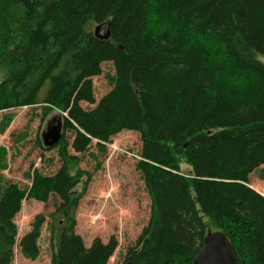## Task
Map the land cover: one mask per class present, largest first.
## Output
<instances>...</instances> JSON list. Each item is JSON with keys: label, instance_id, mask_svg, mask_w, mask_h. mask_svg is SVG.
Segmentation results:
<instances>
[{"label": "trees", "instance_id": "16d2710c", "mask_svg": "<svg viewBox=\"0 0 264 264\" xmlns=\"http://www.w3.org/2000/svg\"><path fill=\"white\" fill-rule=\"evenodd\" d=\"M260 57L264 0H0V113L37 105L45 115L67 113L72 148L81 152L91 139L140 134L137 170L151 216L124 264H193L210 228L226 235L238 264H264V196L250 185L254 173L264 181ZM105 63L115 69L113 88L84 110L81 102L96 104L92 78ZM11 122L2 117L1 134ZM61 156L59 171L36 175L29 191L0 187V264L14 260L25 198L59 200L50 216L51 264H107L117 250L115 237L87 247L76 233L85 173L70 171L77 159L67 147ZM6 168L0 148V172ZM45 221L37 216L20 240L26 259L40 256Z\"/></svg>", "mask_w": 264, "mask_h": 264}, {"label": "rangeland", "instance_id": "374dc122", "mask_svg": "<svg viewBox=\"0 0 264 264\" xmlns=\"http://www.w3.org/2000/svg\"><path fill=\"white\" fill-rule=\"evenodd\" d=\"M96 28H94L95 30ZM264 64V57H260ZM102 75L93 77L95 105L81 102L84 110L94 109L100 100L113 88L111 80L115 75L112 63H105ZM5 73L0 70V83ZM49 83L42 88L39 100L47 95ZM45 105L18 107L0 113L9 116L12 122L5 133H0V148L6 151L7 168L0 172V187L14 184L20 189L33 187L36 175L45 178L54 176L63 165L61 150L67 147L70 156L77 159L71 164L74 174L80 169L84 172L81 184L76 188L86 193L76 213V233L87 247L95 238L107 244L112 237L118 241V248L107 264H124L128 249L147 227L151 216V200L145 188L142 176L137 170L141 160L142 141L140 134L134 131H122L104 143L91 139L86 151L72 148L76 132L65 128L68 114L56 108L44 114ZM47 108V107H46ZM61 126L62 141L54 147H46L44 135L49 128ZM182 173L191 175V167L182 162ZM251 188L264 196V181L254 173L250 176ZM59 200L50 197L48 202L25 198L15 218L18 226L17 244L12 264H51L54 246L52 245L50 216L56 210ZM46 218L38 241L40 256L29 260L22 256L18 246L20 240L32 230L37 216ZM210 232H215L213 229Z\"/></svg>", "mask_w": 264, "mask_h": 264}, {"label": "water", "instance_id": "95a60500", "mask_svg": "<svg viewBox=\"0 0 264 264\" xmlns=\"http://www.w3.org/2000/svg\"><path fill=\"white\" fill-rule=\"evenodd\" d=\"M62 138L61 126L50 128L44 135L46 147L56 146ZM193 264H238L233 247L221 231L208 232Z\"/></svg>", "mask_w": 264, "mask_h": 264}, {"label": "flooded vegetation", "instance_id": "af4514ba", "mask_svg": "<svg viewBox=\"0 0 264 264\" xmlns=\"http://www.w3.org/2000/svg\"><path fill=\"white\" fill-rule=\"evenodd\" d=\"M49 129H50V128H49ZM49 129H48V130H49Z\"/></svg>", "mask_w": 264, "mask_h": 264}, {"label": "crops", "instance_id": "0c3cea01", "mask_svg": "<svg viewBox=\"0 0 264 264\" xmlns=\"http://www.w3.org/2000/svg\"><path fill=\"white\" fill-rule=\"evenodd\" d=\"M261 193V192H260Z\"/></svg>", "mask_w": 264, "mask_h": 264}]
</instances>
